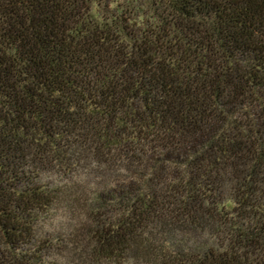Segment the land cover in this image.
I'll return each mask as SVG.
<instances>
[{
    "label": "trees",
    "instance_id": "1",
    "mask_svg": "<svg viewBox=\"0 0 264 264\" xmlns=\"http://www.w3.org/2000/svg\"><path fill=\"white\" fill-rule=\"evenodd\" d=\"M0 264H264V0H0Z\"/></svg>",
    "mask_w": 264,
    "mask_h": 264
}]
</instances>
